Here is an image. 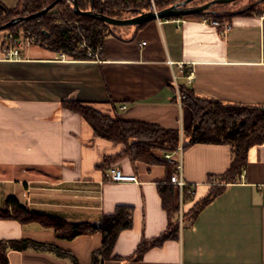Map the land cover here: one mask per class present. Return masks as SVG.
<instances>
[{
  "label": "crops",
  "instance_id": "0c3cea01",
  "mask_svg": "<svg viewBox=\"0 0 264 264\" xmlns=\"http://www.w3.org/2000/svg\"><path fill=\"white\" fill-rule=\"evenodd\" d=\"M18 4L0 0L8 9ZM203 17L155 20L125 29L122 39L108 35L98 58L88 60L40 45L24 50L20 59H6L8 31L0 30V209L14 198L31 211L93 225L119 206L131 207L133 228L120 234L113 253L120 259L133 256L143 239L166 231L168 216L158 189L171 169L164 153L155 152L163 162L157 165L118 157L124 147L95 137L90 125L63 102L94 105L110 115L115 106L125 121L179 129L183 145L192 114L180 103L176 85L200 99L264 108V9L220 17L232 24L228 33L204 23ZM191 71L194 79L189 83L186 75ZM232 161L227 145L185 149L184 179L195 195L181 203L182 211L205 199L212 181L217 182ZM111 167L137 176L139 182L110 181ZM6 240L55 245L79 264H92L103 239L97 233L61 241L38 223L0 220V241ZM8 261L73 264L38 251L11 250ZM104 264H264V144L250 150L236 183L227 184L193 224L182 223L178 240L146 251L140 260Z\"/></svg>",
  "mask_w": 264,
  "mask_h": 264
},
{
  "label": "trees",
  "instance_id": "16d2710c",
  "mask_svg": "<svg viewBox=\"0 0 264 264\" xmlns=\"http://www.w3.org/2000/svg\"><path fill=\"white\" fill-rule=\"evenodd\" d=\"M55 1L19 0L15 9L0 5V30L16 18H27L42 12ZM68 1L70 0L58 3L42 18L22 21L6 31L17 36L31 32L37 37V44L47 50L68 55L74 60H88L90 57L87 51L97 50L106 36L122 39V32L132 28L111 26L90 17L77 15L73 5ZM77 1L82 11L93 8L98 13L117 19L129 18L123 15L128 9L135 10L134 16H137L140 11H148L152 7L150 0ZM154 1L158 10H164L176 3L175 0ZM212 17L220 20L218 16ZM82 44H85L84 48L81 47ZM180 91L186 96L183 106L192 114L191 124L184 130V150L193 145H227L232 149L233 161L229 170L217 182L214 181L207 197L195 203L186 213L181 209L180 190L171 183L175 168L167 163L171 166L168 180L158 189L162 207L168 216V227L154 239H143L133 256L120 259L113 255L120 234L133 228L134 209L131 207L119 206L114 214L104 216L99 224H72L59 217L31 211L17 199L10 198L7 199L4 208L0 209V220H15L23 225L38 223L43 228L54 231L56 238L61 241H74L82 236L100 233L103 239L102 246L93 253L92 264H104L109 260H140L146 251L162 247L168 241L178 240L182 223L193 224L200 212L223 194L227 184L236 183L247 167L250 150L264 144L263 107L224 105L215 100L200 99L188 88H180ZM63 106L82 117L92 128L95 137L122 145L124 151L118 157L129 156L134 163L142 162L148 165L163 163L155 156V152L173 153L181 141L179 129H164L158 125L125 121L119 116L115 106L111 115L104 114L94 105L78 101H65ZM114 159L116 157L108 158L106 162ZM190 192L191 188L185 189L184 204L194 199L195 191L194 195ZM11 250L53 253L61 259H70L73 264H79L71 253L55 245L32 240L0 241V264H9L8 252Z\"/></svg>",
  "mask_w": 264,
  "mask_h": 264
},
{
  "label": "built area",
  "instance_id": "2783aa9c",
  "mask_svg": "<svg viewBox=\"0 0 264 264\" xmlns=\"http://www.w3.org/2000/svg\"><path fill=\"white\" fill-rule=\"evenodd\" d=\"M105 2L106 0H102ZM154 7V6H153ZM155 8V7H154ZM156 9V8H155ZM157 10V9H156ZM204 23L209 24L213 27L221 28L225 33H228L232 30L233 26L229 22H221L218 19H215L211 16H204ZM161 21V20H159ZM37 44V37L31 32L23 33L20 36L15 35L12 32H8L5 42H4V55L6 59H20L22 57V53L24 50L31 48L32 46ZM142 45H145L142 44ZM82 48L85 47V44L81 45ZM101 51V47H98L97 50H88L87 54L90 58H98L99 52ZM65 58V55H62ZM172 64V63H170ZM181 72L184 74V67L181 66ZM187 80L191 83L194 79V73L191 71L189 75H186ZM174 82H177V77L174 76ZM178 89V97L180 103L186 99V96L183 92L180 91L178 85H176ZM127 107L124 106L122 110H125ZM164 161L169 165L175 168V173L171 177V183L175 185L180 190L181 203L184 200V191L188 187L184 179V145L180 142L178 148L173 153H166L163 156ZM107 177L110 181L116 183H138V177L135 175H127L123 171H121L118 167H111L108 171ZM214 182V181H212ZM191 195H194L193 188H191Z\"/></svg>",
  "mask_w": 264,
  "mask_h": 264
},
{
  "label": "water",
  "instance_id": "95a60500",
  "mask_svg": "<svg viewBox=\"0 0 264 264\" xmlns=\"http://www.w3.org/2000/svg\"><path fill=\"white\" fill-rule=\"evenodd\" d=\"M63 0H56L54 3H52L50 6L45 8L42 12L27 17V18H19L16 19L9 24L5 25L3 27L4 30L13 27L17 25L18 23L22 21H30L34 19H39L45 16L50 10H52L58 3L62 2ZM195 0H185L183 2H178L173 4L172 6L164 9V10H156L153 6L149 9V11H140L137 16H134L132 18L128 19H117L108 17L102 13L96 12L93 8H91L89 11H82L78 5L77 0H71V4L73 5L74 12L77 15L90 17L92 19L99 20L101 22H104L107 25L116 26V27H136L145 25L149 22L155 21V20H170L175 18H181L186 16H192V15H199V16H207L209 13L207 12L212 5L215 4H228L237 0H215L210 3H207L201 7H188L191 3H193ZM259 4H264V0H261ZM254 8L253 6L248 7L247 10H251ZM247 10L240 11L231 15H237L241 14Z\"/></svg>",
  "mask_w": 264,
  "mask_h": 264
},
{
  "label": "flooded vegetation",
  "instance_id": "af4514ba",
  "mask_svg": "<svg viewBox=\"0 0 264 264\" xmlns=\"http://www.w3.org/2000/svg\"><path fill=\"white\" fill-rule=\"evenodd\" d=\"M185 0H179L177 1L176 3L178 2H183ZM215 1V0H213ZM240 0H237V1H234V2H231V3H228V4H215V5H212L210 7V9L207 11L209 14L207 16H218V17H225V16H229L231 14H234V13H237V12H240V11H244V10H247L248 7L250 6H253L254 5V8L251 9V10H255L256 7H258V3L259 1L261 0H255L254 2H250V3H247L243 6H235L237 2H239ZM198 0H195L193 3H191L190 5H188V7H201L207 3H210L212 2L211 1H207V2H201V3H197ZM232 5V8H229L228 6ZM226 8H229V9H226ZM249 11V10H247ZM246 11V12H247Z\"/></svg>",
  "mask_w": 264,
  "mask_h": 264
},
{
  "label": "rangeland",
  "instance_id": "374dc122",
  "mask_svg": "<svg viewBox=\"0 0 264 264\" xmlns=\"http://www.w3.org/2000/svg\"><path fill=\"white\" fill-rule=\"evenodd\" d=\"M71 1V0H70ZM70 1H68L69 3H71ZM176 2L177 1H179V0H175ZM207 1H211V0H198V2L197 3H201V2H207ZM213 1V0H212ZM255 0H240L239 2H237L236 3V5L235 6H243V5H245V4H247V3H250V2H254ZM259 1V0H258ZM260 2V1H259ZM259 2H257V3H259ZM144 4H145V2H143ZM150 3H152V6H156L155 5V1L154 0H150ZM229 8H232V5H230V6H228ZM143 8V7H142ZM156 9H157V7H155ZM229 8H226V9H229ZM135 9V8H134ZM256 9H260V10H262V9H264V4H261V5H259L258 7H256L255 8V10ZM149 11V10H148ZM136 12H135V10H130V9H128V10H126L125 12H123V15H124V17H131V16H134V14H135ZM16 19H19V18H16ZM16 19H14V20H16ZM128 19V18H127ZM13 20V21H14ZM12 22V21H11ZM35 46V45H34ZM36 46L37 47H40L38 44H36Z\"/></svg>",
  "mask_w": 264,
  "mask_h": 264
}]
</instances>
